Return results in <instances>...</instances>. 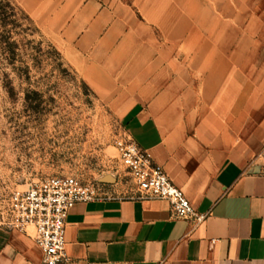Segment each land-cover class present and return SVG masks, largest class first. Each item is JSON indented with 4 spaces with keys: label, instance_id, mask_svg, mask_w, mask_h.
Returning <instances> with one entry per match:
<instances>
[{
    "label": "crops",
    "instance_id": "crops-1",
    "mask_svg": "<svg viewBox=\"0 0 264 264\" xmlns=\"http://www.w3.org/2000/svg\"><path fill=\"white\" fill-rule=\"evenodd\" d=\"M83 1L28 5L43 25L68 28L75 71L125 108L126 133L205 220L177 219L168 201L134 189L78 204L67 264H264V172L249 137L264 126V78L252 63L264 0H134L142 22L132 7ZM34 234L1 225L0 264H42Z\"/></svg>",
    "mask_w": 264,
    "mask_h": 264
},
{
    "label": "rangeland",
    "instance_id": "rangeland-1",
    "mask_svg": "<svg viewBox=\"0 0 264 264\" xmlns=\"http://www.w3.org/2000/svg\"><path fill=\"white\" fill-rule=\"evenodd\" d=\"M14 2L33 22L0 28V226L9 218L13 192L51 177L76 176L112 196L135 187L116 147L126 132L125 108L112 105L75 71L61 40L68 28L43 25L29 0ZM107 2L132 7L143 21L134 0H97L104 8ZM8 39L19 43L15 52L5 45ZM257 41L252 63L264 78V31ZM249 137L252 163L264 172V126L257 124Z\"/></svg>",
    "mask_w": 264,
    "mask_h": 264
},
{
    "label": "built area",
    "instance_id": "built-area-1",
    "mask_svg": "<svg viewBox=\"0 0 264 264\" xmlns=\"http://www.w3.org/2000/svg\"><path fill=\"white\" fill-rule=\"evenodd\" d=\"M122 165L134 184L132 197L140 200H165L172 214L181 220L202 223L205 216L197 212L184 191L176 186L151 154L143 150L128 134L116 140ZM110 195L99 184L76 176H56L13 192L8 204L9 230L35 231L34 240L42 254V264H67L66 230L70 212L78 204L104 200Z\"/></svg>",
    "mask_w": 264,
    "mask_h": 264
},
{
    "label": "trees",
    "instance_id": "trees-1",
    "mask_svg": "<svg viewBox=\"0 0 264 264\" xmlns=\"http://www.w3.org/2000/svg\"><path fill=\"white\" fill-rule=\"evenodd\" d=\"M15 22H33V20L14 0H0V28L6 30L8 26L14 25ZM9 39L5 42L8 49L9 47L14 49L19 46V43L16 41L11 42ZM13 52H15V49Z\"/></svg>",
    "mask_w": 264,
    "mask_h": 264
}]
</instances>
